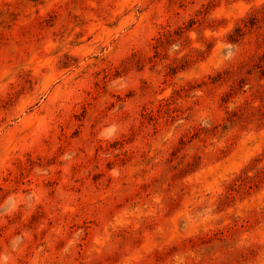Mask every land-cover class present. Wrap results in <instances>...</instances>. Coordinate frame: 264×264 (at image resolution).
Returning <instances> with one entry per match:
<instances>
[{
	"label": "rangeland",
	"instance_id": "1",
	"mask_svg": "<svg viewBox=\"0 0 264 264\" xmlns=\"http://www.w3.org/2000/svg\"><path fill=\"white\" fill-rule=\"evenodd\" d=\"M0 264H264V0H0Z\"/></svg>",
	"mask_w": 264,
	"mask_h": 264
},
{
	"label": "clouds",
	"instance_id": "2",
	"mask_svg": "<svg viewBox=\"0 0 264 264\" xmlns=\"http://www.w3.org/2000/svg\"><path fill=\"white\" fill-rule=\"evenodd\" d=\"M172 47L175 49L177 46H176V45H173ZM224 52H225V58H226V59H230V58L232 57V55H233V50H232V48L229 47V46H226V47H225ZM108 126H109V127H112L113 129H116V128H117V125H115V124H110V125H108ZM101 135H102V134H101ZM102 138L105 139V140H107V139H111V137H103V136H102Z\"/></svg>",
	"mask_w": 264,
	"mask_h": 264
}]
</instances>
